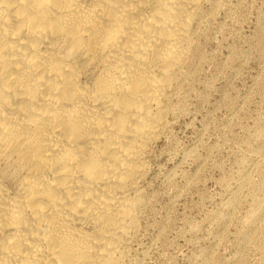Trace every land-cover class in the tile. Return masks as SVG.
<instances>
[{
	"label": "bare ground",
	"instance_id": "bare-ground-1",
	"mask_svg": "<svg viewBox=\"0 0 264 264\" xmlns=\"http://www.w3.org/2000/svg\"><path fill=\"white\" fill-rule=\"evenodd\" d=\"M202 1L0 0V264H135Z\"/></svg>",
	"mask_w": 264,
	"mask_h": 264
},
{
	"label": "rangeland",
	"instance_id": "rangeland-1",
	"mask_svg": "<svg viewBox=\"0 0 264 264\" xmlns=\"http://www.w3.org/2000/svg\"><path fill=\"white\" fill-rule=\"evenodd\" d=\"M201 4L130 263L264 264V0Z\"/></svg>",
	"mask_w": 264,
	"mask_h": 264
}]
</instances>
